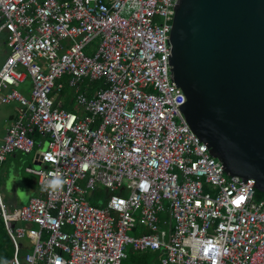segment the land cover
<instances>
[{"label": "built area", "instance_id": "built-area-1", "mask_svg": "<svg viewBox=\"0 0 264 264\" xmlns=\"http://www.w3.org/2000/svg\"><path fill=\"white\" fill-rule=\"evenodd\" d=\"M177 3L0 0L10 48L0 107L20 105L0 164L41 148L34 133L46 145L33 170L41 196L10 210L0 187L9 264H123L130 246L158 253L160 264H264V198L255 181L224 172L179 109L187 98L170 60ZM28 79L26 97L16 88ZM64 83L77 112L66 109ZM51 172L66 180L58 193L43 190ZM102 191L104 206L88 198ZM25 240L33 252L22 256Z\"/></svg>", "mask_w": 264, "mask_h": 264}, {"label": "water", "instance_id": "water-1", "mask_svg": "<svg viewBox=\"0 0 264 264\" xmlns=\"http://www.w3.org/2000/svg\"><path fill=\"white\" fill-rule=\"evenodd\" d=\"M174 11L179 109L224 172L264 194V0H178Z\"/></svg>", "mask_w": 264, "mask_h": 264}, {"label": "rangeland", "instance_id": "rangeland-1", "mask_svg": "<svg viewBox=\"0 0 264 264\" xmlns=\"http://www.w3.org/2000/svg\"><path fill=\"white\" fill-rule=\"evenodd\" d=\"M98 45L99 42L98 40L92 42L88 49L86 50L88 55H92L94 52L97 51L98 49ZM10 53V48L8 46V42H7V35L5 33L0 34V70L2 69L3 64L5 63V61L7 60V56ZM31 80H27L26 83L22 84L20 87L16 88L17 91H19L20 93L24 94L26 97H29V93L31 91V86H32V82H30ZM65 86V90H64V94H63V101L67 104L66 109L69 111H73V112H77L76 108H77V104L73 101V104H70L71 98H74L75 94H74V89L70 88L68 86V84L64 83ZM12 90H6L5 93H10ZM69 101V102H68ZM20 109V105L17 102H12L10 104H6V105H1L0 107V126L6 127L8 120L10 118V116L12 115H18L19 114V110ZM20 158L22 159V161H25L29 164H33L32 162V157H34V155H22L19 154ZM14 165L8 161L6 163L0 164V183L2 182H6L7 181V174L8 172L11 170V168ZM12 182V180L10 181ZM99 196V197H98ZM98 197V199L100 200V205L102 206L105 203L104 200V195L99 194L98 193H92L90 192L88 195L89 199ZM8 205V204H7ZM35 229H39L38 226H34ZM131 235L134 236V233H130ZM21 243H23L24 245H26V249L22 250V256L25 253H32V247L31 245H29V241L25 240L22 241ZM128 254H130L131 258L129 260H125L124 264H160V260H159V255L158 254H153L152 252H134L132 247L130 246L128 248Z\"/></svg>", "mask_w": 264, "mask_h": 264}, {"label": "crops", "instance_id": "crops-1", "mask_svg": "<svg viewBox=\"0 0 264 264\" xmlns=\"http://www.w3.org/2000/svg\"><path fill=\"white\" fill-rule=\"evenodd\" d=\"M29 80H31V79H28V81ZM29 95H30V93H29ZM66 106H67V104H66ZM16 119H17V114L16 115L14 114V115L10 116L6 127L2 128L0 126V144L2 143V141L6 135V131H7L8 127ZM35 140L37 142L43 141V145L41 148L37 147L36 150L34 151V153L30 154V155H34V157H32L33 164H29L25 161H22V159L19 156V154H21V152H16V153L9 155L7 160L4 162V163H6V162L10 161L14 165L7 174V181L0 183V187H1V191H2L4 201L6 202V204H8V207L10 208V210H15V209H19V208H22L24 206H27L30 203L32 198L41 196L37 176L33 173V170L38 169V167L36 166V163L39 162V160H38L39 153L43 149L46 148V145H45V139L43 140V138H41L40 135H39L38 139H35ZM22 155H25V154L22 153ZM11 180H12V182H10ZM99 194L104 195L103 198H104L105 203H106L107 194L105 193V191H102ZM105 203L102 206H104ZM145 253H147V252H145ZM152 253H155V252H152Z\"/></svg>", "mask_w": 264, "mask_h": 264}, {"label": "trees", "instance_id": "trees-1", "mask_svg": "<svg viewBox=\"0 0 264 264\" xmlns=\"http://www.w3.org/2000/svg\"><path fill=\"white\" fill-rule=\"evenodd\" d=\"M32 137L38 139L39 135L37 133H34L32 134ZM98 197L92 198L90 200L95 203L98 200ZM257 197L264 198V194L257 192ZM153 254H158V253H153ZM13 255H14V247L11 238L8 234L5 222L3 218L0 216V260L7 259L8 261H10ZM130 258L131 256L130 254H128V258L126 260H129Z\"/></svg>", "mask_w": 264, "mask_h": 264}, {"label": "clouds", "instance_id": "clouds-1", "mask_svg": "<svg viewBox=\"0 0 264 264\" xmlns=\"http://www.w3.org/2000/svg\"><path fill=\"white\" fill-rule=\"evenodd\" d=\"M50 177L43 185V190L51 191L52 193H58L62 191L66 180L57 172L48 173ZM0 264H9L7 259L0 260Z\"/></svg>", "mask_w": 264, "mask_h": 264}]
</instances>
